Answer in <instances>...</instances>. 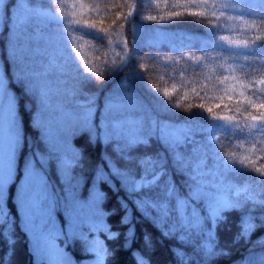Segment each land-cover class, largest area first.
I'll list each match as a JSON object with an SVG mask.
<instances>
[{
    "label": "trees",
    "instance_id": "16d2710c",
    "mask_svg": "<svg viewBox=\"0 0 264 264\" xmlns=\"http://www.w3.org/2000/svg\"><path fill=\"white\" fill-rule=\"evenodd\" d=\"M15 0H5V3L11 6ZM83 2L86 5L100 4L99 11L90 9L82 10L85 13V19H89L97 25V28L110 29L113 33L112 39L115 40L116 33L120 25H124L123 39L128 42L129 51H133V46L137 49L133 51V58L129 60L127 66L119 71H110L109 64L113 58V51L121 52V47L113 45L109 47V33H101L103 39H94L90 36H82L76 43L82 49L85 60L89 61V66L98 67L100 72L97 78L89 83H82L77 69L68 61L69 53L73 51L72 37H81V33L73 31L72 26L59 24L53 21V18H33L32 21L23 27L19 36L16 35L11 26L7 23L4 12V25L0 32V51L2 56V65L4 73H8V83L15 93L18 105V112L21 124V136L23 138V153L31 158L36 153L40 163L43 165L42 174L46 177L47 191H34V196L30 197L27 192L21 200L16 199V192L22 188L23 161L18 153L17 171L13 184L10 186V198L7 207H4L3 189L0 190V232L10 234L14 233L15 253L14 255L8 249L4 239L0 237V258L3 264H56L59 256L57 253L63 251L72 260V264H99L94 258H90L82 252L79 243L66 240L63 235L55 240V248L49 245L46 236L49 232H55L59 235L61 230L67 231V222L70 213L68 212L66 198L75 197L81 201L89 198L91 192L102 190L107 194L102 203V211L99 212L101 220L95 223L86 221L82 216L76 218L72 216L69 220L68 231H79L89 227L95 230L97 241H105L106 237L99 231L100 227H105V221L112 230L123 232L126 229L120 223V217L123 210L119 203L128 201L129 214L134 216V223L137 235L140 237L144 233L153 236V246L148 249V255L151 257V264H177L173 253L178 250L184 255L185 264H208L201 260L198 255L196 237L192 240L184 237L182 232L192 234V228H199L207 217V202L200 197L196 199L189 198L186 202L196 208L197 216L188 217L177 216L175 199L184 197L189 190V173L184 170L179 171L174 163L173 155L166 151L163 141L157 134L147 146H140L138 150L131 153V158L136 161L143 160L146 156L159 154L160 163L166 164L163 169L165 172V181L168 184H174L176 191L172 193L173 203L170 204L167 211L171 213L170 221L173 230L177 232L176 238L165 239L160 235L157 226L152 223L151 218L145 219L136 212L134 201L141 205V210L147 215L152 213L143 206L141 199H137L132 194L131 186L125 190H117L113 181L107 185L101 186L95 181L94 173L98 167L107 164L112 173L123 179V176L117 168V161L121 156L127 158L129 145L127 139L133 134V127L127 132L125 127L121 130L111 131L105 138L100 136V130L94 129L92 124L88 127L92 129L93 141L89 143L88 136L83 133V126H78L77 121L81 112V105L92 102L95 104L94 113L95 123L98 120L100 109L107 97L123 92L127 96L134 98L140 111H134L137 118L142 119L146 124L151 125L148 131L153 133L152 120H166L176 124H189L193 126L194 132L185 142H182L178 151L184 154L186 161L195 162L194 158L202 161L196 171L192 173L198 179L206 181L204 187L206 191L214 192L222 189L227 192L230 189L229 184L243 185L246 182H253L258 178V174L252 171L237 173H226L220 158L212 152H203V135L199 128L204 127L211 119V116L204 109L192 108L191 115L187 111L189 104L197 105L203 103L206 108H212L214 113L219 115H237L240 120L243 116L236 112L237 107H241L240 101L244 97L239 96V85L235 92L225 93V85L216 83L217 77L227 76L229 73L218 70L211 81L205 78V70L198 67L192 61H181L179 64L159 60L158 57L167 55H176L171 49H183L191 51L195 55H202L201 47L205 41L210 39V34L206 31L203 24L194 22L191 18L185 22H161L144 20V16L159 15L166 9H156L157 2L163 5L164 0H28L31 8H47L55 10L61 6L65 11L71 12L70 5ZM174 0H168L172 3ZM136 4V15L131 23L118 20L117 16L121 13L126 14L130 9L128 5ZM4 11V10H3ZM72 17L69 16L68 19ZM251 19V18H250ZM115 21V23H114ZM133 25L144 28L152 27L166 31L170 40L162 43H148L138 39L136 32L133 31ZM264 27V23L261 24ZM67 30V31H65ZM242 30V25L237 22L234 32L222 30L212 35L233 36L236 32ZM255 29L246 33L249 38L254 36ZM243 38V36L239 37ZM135 40V44L133 41ZM206 51L215 56L211 47ZM219 51V49H217ZM135 57L144 59L137 60ZM150 58V59H148ZM76 61L79 62L81 69L85 67L84 61L80 60V54H76ZM146 63L148 69L144 74L145 86L136 76L135 72L140 68V64ZM208 63V61H204ZM229 63H231L229 61ZM264 71V69H262ZM20 72L26 74L34 88V95L25 94L22 85L15 79ZM183 73V78L181 77ZM163 77V79H161ZM231 84V82H229ZM151 85H157L160 88H168L170 91L175 85V91L170 97L156 98L152 91H149ZM47 86L50 89L46 95L41 94V89ZM215 86V87H213ZM121 88V89H119ZM192 89L200 93L199 96L193 94ZM115 92L111 94V92ZM250 94L246 93V95ZM109 95V96H108ZM232 95L229 100L228 96ZM179 104V107L176 105ZM219 105V107H217ZM35 121V122H34ZM96 125V124H95ZM36 127L40 129L37 130ZM44 133V135L42 134ZM99 134L103 142H95V137ZM221 135V134H217ZM247 139V131L236 130L223 134V143L227 150L231 151L233 146H238ZM115 142L111 147L108 145ZM21 141L17 146H20ZM245 148H250L251 143H245ZM238 151L243 150L237 148ZM115 153V155H112ZM259 155V153H257ZM80 157V158H79ZM255 157H253L254 159ZM65 162L60 163L59 162ZM79 161V162H78ZM127 161H122L126 163ZM259 163L264 164V160ZM145 168L151 172L148 162H145ZM135 171V169H133ZM74 177V179H73ZM127 185V181H125ZM162 187V185H161ZM23 189V188H22ZM40 200L41 211L37 212L32 207L33 200ZM119 202V203H118ZM20 204V208L18 207ZM161 213V209H154ZM257 216L262 213L253 209ZM114 213V214H113ZM238 214L230 216L229 224L218 230L219 243L226 250L230 249L228 255L217 256L212 264H262L261 258H264V250L259 245L264 241V231L253 235L251 242L238 241L233 242L232 237L236 231L235 224ZM6 217V219H5ZM199 221L200 224L196 222ZM91 236L93 233H88ZM108 245L117 253L109 264H130V256L127 254L123 245V239L117 241H107ZM137 247H143L142 239H137ZM58 249V251H57ZM35 252V254H34Z\"/></svg>",
    "mask_w": 264,
    "mask_h": 264
},
{
    "label": "snow or ice",
    "instance_id": "6c2138e0",
    "mask_svg": "<svg viewBox=\"0 0 264 264\" xmlns=\"http://www.w3.org/2000/svg\"><path fill=\"white\" fill-rule=\"evenodd\" d=\"M15 6L17 7L18 14L12 28L16 35L19 36L23 27L29 24L34 16L30 11L28 0H23V2L19 0V4ZM70 7L73 9L71 12L65 11L64 6L52 10L54 13L53 21L59 24L66 23L72 26L73 31L81 33V37H72L73 44L71 47L73 51L68 56V61L77 69L81 82L89 83L92 81L93 75L97 78L100 75L98 67L89 66V61L85 60L82 49L76 43L82 36L103 39L100 34L109 33V47L111 48L113 45L115 47H121L123 52V55H121V52L112 49L113 58L110 62L106 61L109 64V70L119 71L127 66L129 60L133 58V51L135 49L129 51L128 42L123 39L124 25L121 24L120 29L114 33L116 39L113 40V33L110 29L97 28L94 22L85 19V13L82 11L86 8L93 12L99 11L101 9L100 4L86 5L80 2L70 5ZM128 7L130 10L126 14L121 13L118 15V20L122 19L127 23L132 22V18L136 15V4H130ZM155 8L166 9L167 11L162 10L158 16L148 15L144 16L143 19L171 23L185 22L191 18H195L194 22L203 24L206 31L209 32L210 39L205 41L200 49L202 55L197 56L191 51H184L183 49L173 47L171 50L176 52V55H167L158 57V59L164 61L165 66L168 65V62L179 64L181 61H192L198 67L205 70V78L208 81L213 79L218 70L229 73L227 76L217 77L216 83L225 85V93L235 92L236 86L239 85V96L244 97V99L240 101L241 107H237L236 112L243 116L242 121L237 115L224 116L214 113L212 108L205 109L203 103L197 105L189 104L186 110L191 115H194V113H191V109L194 107L200 108L204 109L211 116V119L206 125L199 128V132L203 135L204 142L201 145L203 152H212L218 156L226 173L250 170L257 173L258 178L254 179L253 182H246L243 185L229 184L230 189L227 192L222 189H217L214 192L206 191L204 187L206 181L198 179L196 175L192 174L202 161L196 158H194L195 162L186 161L184 154L178 151L182 142L187 141L193 135V126L186 124L180 128H172L170 125H161L159 122H156L157 131L155 133L148 131L147 129L151 125L146 124L144 120L137 118L134 114L133 110L137 109L134 98L125 95L123 92L106 98V115L104 117L113 130H121L125 125H131L133 127V134L127 139L129 145L127 158L121 156L120 160L117 161V168L123 176V179L112 173L106 163L96 169L94 178L101 188L107 185L109 181H113L117 186V190L127 191V187L131 186L133 190L132 194L137 199H141L140 194L143 193V206L152 214H145L141 210V205H138L134 201L136 212L145 219L151 218L152 223L157 226L158 230L162 229L160 235L165 239L176 238L177 232L173 230L170 221L171 213L167 211L170 204L173 203L172 193L176 191V187L174 184H168L164 179L165 172L163 169L167 165L160 163L161 158L159 154L146 156L141 161H136L131 158L132 151L138 150L140 146L149 145L152 137L159 132V138L163 141L166 151L172 153L177 169L182 173L184 170H187L189 173L187 179L190 183L187 194L182 198L179 197V199L174 200L177 216L180 215V209L185 206L189 198L196 199L200 197L203 201L207 202L208 208L210 209L208 219L203 221L199 228L193 226L191 235L188 232L182 233L188 240H192L193 236L196 237L195 244L197 245L198 255L201 260L212 264L214 258L228 255L230 252V249L226 250L220 245L218 230L229 224L231 215L238 214L235 224L236 231L232 237L233 242H251L254 234L264 231V164L259 163L261 160H264V71H262L264 69V27H261V24L264 23V0H174L172 3L164 0L163 5L157 2ZM3 10L6 20L9 19L8 14L11 12V8L7 3H4ZM69 16L72 18L68 19ZM237 22L239 25H242V30L236 32L235 35H220L218 37L212 35L222 30L234 32L237 27ZM253 29H255L256 34L249 38L246 33L251 32ZM135 30L136 26L133 25V31ZM241 36L243 38H239ZM133 44H135V40ZM209 47L213 49L215 53L214 57L206 51ZM76 54H80V60L84 61L85 67L83 69H81L79 62L75 59ZM135 59L141 60L144 58L135 57ZM204 61H208V63H204ZM147 69L148 65L142 63L140 64V68L135 72V76L145 86H148V82L144 78ZM4 77L6 82L5 89L8 90L10 85L7 80V71H5ZM181 77L183 78V73H181ZM15 79L22 85L26 95H34L33 85L26 78V74L20 72L19 75L15 76ZM175 87L173 85L170 91L168 88L151 85L149 91H152L156 98L159 99L161 96L170 97L175 91ZM49 90L45 86V88L41 89V94L46 95ZM192 92L196 96L200 95L196 89H192ZM249 92L250 94L246 95ZM232 98V95L228 96L229 100ZM13 101L17 105L15 96H13ZM176 106L179 107V104ZM92 117V102L81 105L77 125L83 126V133L88 136L89 143L94 141L92 129L88 127V124L91 122L93 127H96L92 121ZM36 128L37 130L40 129L39 127ZM236 130L241 132L246 130L247 139L240 145L233 146V149L229 151L223 143V134L228 132L235 134ZM218 133L221 135H217ZM42 134L44 135V133ZM20 141V146L14 150L8 168L0 176V187L3 189L5 208L10 198V186L13 184L17 171L18 153L23 161V182L26 178L30 184L34 182L36 191L41 193L46 192L48 187L45 177L42 175L43 165L40 163L36 153H33L31 158L25 156L22 150V136L20 137ZM95 142H103L99 134L95 137ZM245 143H251V147L245 148ZM113 144L115 142L110 143L108 146L111 147ZM237 148L243 150V152L241 153ZM112 155H115V153H112ZM253 157L255 158L253 159ZM125 160L127 162L122 163ZM145 162L149 163L152 169L151 172L146 170L144 166ZM60 163L65 162H59V167ZM10 176L11 180H9ZM125 181H127V185ZM24 193L25 189H22L20 186L16 192L17 201L24 197ZM106 197L107 194L105 192L96 190L95 192H91L89 198L83 201L77 199L74 194L71 198H66L68 212L70 213L67 222V231L61 230L59 235L55 234V232H49L46 236L48 244L55 248V240L63 235L66 240L79 243L82 252L90 258L97 260L99 264H109L117 253L108 245L107 241L123 239L122 247L125 248L127 254L130 256V264H151L148 249L153 246V236L149 233H144L138 237L134 216L129 214L127 200L123 203L118 202L119 207L123 210L120 223L126 229L125 231L112 230L111 226L105 221V214L103 216V223L106 224V228H99L100 233L106 237L105 241H97L95 238V230L91 227L79 231H68L69 220L72 216L76 218L82 216L86 221L91 223L100 221L101 217L99 216V212H103L101 206ZM18 207L20 208L19 203ZM32 207L37 212L41 211L40 200H33ZM156 208L161 209V213L155 212L154 209ZM253 209L261 212L262 215L257 216ZM196 223L200 224L199 221ZM88 233L93 234L89 236ZM0 237L4 239L8 249L14 255L16 244L14 233L6 234L0 232ZM138 238L142 239L143 247L136 246ZM259 247L264 250V241L260 243ZM182 253L180 250L173 253L176 257L177 264H185ZM57 255L59 259H57L56 264H72L71 258L63 251L60 250ZM261 262L264 264V258H261ZM0 264H3L2 258H0Z\"/></svg>",
    "mask_w": 264,
    "mask_h": 264
},
{
    "label": "rangeland",
    "instance_id": "374dc122",
    "mask_svg": "<svg viewBox=\"0 0 264 264\" xmlns=\"http://www.w3.org/2000/svg\"><path fill=\"white\" fill-rule=\"evenodd\" d=\"M23 2V0H21ZM5 3V0H0V32L4 25V11H3V5ZM19 4V0H15L14 4L11 6V12L8 14L9 19L7 20V23L11 26L15 21V18L18 14L17 7L15 5ZM30 11L33 14V18H53L54 19V13L52 10L47 8H31ZM59 15V13H57ZM13 30V28H12ZM136 35L138 39L148 42V43H162V42H168L170 40L169 34L159 28H152V27H138L136 26ZM137 45L133 46V49H137ZM5 77H4V70L2 65V56L0 51V176L4 173V171L9 166V161L12 157V154L14 150L17 149V146L20 141L21 137V124H20V117L18 112V105H15L13 101V96H15L14 91L11 87H9L8 90L5 89ZM121 89V88H119ZM115 92H111V94H114ZM109 96V95H108ZM16 98V97H15ZM105 102L104 101L103 106L100 109L99 117L97 122L95 123V110L96 106L95 104L92 105V111H93V117L92 121L94 124H96V127L94 129H99L100 136L102 135L103 138H105L107 135L111 133V131L108 129L109 123L107 120L104 119L106 113H105ZM136 111H140L139 107L135 109ZM156 122H159V124L164 125H170L172 128H180L184 125L182 124H176L170 121L166 120H152V127L154 132L157 131ZM91 124V122H90ZM89 124V125H90ZM129 125H126L125 130L127 132H130L131 130L128 128ZM158 136H160V133H156ZM43 175V174H42ZM44 176V175H43ZM45 177V176H44ZM24 176L22 177L23 182ZM9 180H11V176L9 177ZM46 180V177H45ZM22 184V183H21ZM22 188L25 189V192L29 194L30 197L34 196V191H36L35 183H29L27 178L22 184ZM2 187H0V190ZM207 217L209 213V208L207 206ZM182 217H188L187 214L190 213V217L197 216L196 208L189 205V208L187 207V204L183 206L180 209ZM58 251V249H57ZM250 264H252V261L250 260Z\"/></svg>",
    "mask_w": 264,
    "mask_h": 264
}]
</instances>
